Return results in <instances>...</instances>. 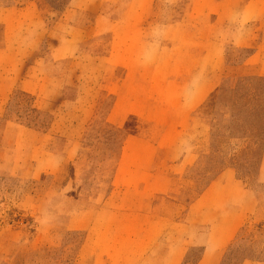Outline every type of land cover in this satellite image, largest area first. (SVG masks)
<instances>
[{
	"label": "rangeland",
	"instance_id": "374dc122",
	"mask_svg": "<svg viewBox=\"0 0 264 264\" xmlns=\"http://www.w3.org/2000/svg\"><path fill=\"white\" fill-rule=\"evenodd\" d=\"M25 2L0 0V264H264V0ZM224 163L200 234L228 223L236 164L257 214L180 243Z\"/></svg>",
	"mask_w": 264,
	"mask_h": 264
},
{
	"label": "crops",
	"instance_id": "0c3cea01",
	"mask_svg": "<svg viewBox=\"0 0 264 264\" xmlns=\"http://www.w3.org/2000/svg\"><path fill=\"white\" fill-rule=\"evenodd\" d=\"M26 1L27 2H25V3L31 4L30 5L31 7H34V6L37 7L38 6L37 0H33V1L26 0ZM261 46H262L263 51H264V44H261ZM253 54H255V53H252L250 55V57H249L250 59L253 56ZM260 61L261 62L258 64V67H257V70H258L257 75L259 77L264 78V70H263L264 69V58L262 57V59ZM248 67L251 68L252 66L249 65ZM27 129L35 130V129H30V128H27ZM50 130H53V128ZM132 146H134V144ZM262 162H263V157H262V160L259 164L258 173L256 175V179L258 181L261 180L262 171H263V167H264V164ZM146 163H147L146 164L147 166H149V165L151 166L153 162L151 160H147ZM195 163H194V165H195ZM223 171L220 174H222ZM220 174H218L215 178L210 180L208 186L194 199L193 203L190 204V206L188 208V212L186 213L185 223H181V222L179 223L180 229L181 230L188 229L190 231V234L188 237H184V236L181 237V235L176 236L180 243L185 244L186 242H188V243H190L189 247H191V248L196 247L198 245H203L205 248H209V247L215 246V244L218 247H225L228 244H230V242H232V240H234V238L236 237V235L240 231L241 226L246 222V220L257 214V212L259 210V205L256 202V196L251 191H249L245 188H242V187L240 188L236 184L239 181L236 178V175L234 174L233 175V181L234 182L230 183L229 187H230V189L234 190L235 197L232 199V201L229 199V197H227V199H226L227 200L226 205L228 208L227 210H229V215H230V217L228 219V223L221 225L217 228L215 236H214V238L217 239L215 244L212 240V235H211L212 231H211V233L209 232L207 235H205V237L202 236L203 235L202 233H201L202 235L200 234L199 226L197 225V223L201 224L202 218H201V215L199 216L197 211L200 210V205L203 203V201L205 199H207L208 197H211L212 186L215 183L214 180L218 176H220ZM153 177H155V176H153ZM221 208H222L221 210H224V207H221ZM217 221H219L218 216L216 217V222ZM180 243L176 247L181 250L182 244H180ZM164 254H166V257H168L170 255L169 248H167L166 251H164ZM204 259H205V254H203L198 259L197 264L202 262ZM177 260L179 261V257H178V259L176 258L175 260H172V261L177 262Z\"/></svg>",
	"mask_w": 264,
	"mask_h": 264
},
{
	"label": "trees",
	"instance_id": "16d2710c",
	"mask_svg": "<svg viewBox=\"0 0 264 264\" xmlns=\"http://www.w3.org/2000/svg\"><path fill=\"white\" fill-rule=\"evenodd\" d=\"M54 1L59 3V4H68V2L70 0H54ZM258 80L264 81V78H258ZM23 96L32 100V98H30V96H28V95L23 94ZM25 110H28V112H30L29 113L30 115H31V113L35 114L36 116L42 115V112H39L37 109L26 108ZM13 112L14 111L12 110V108H10L8 110V112H7V117H12V114H14ZM15 116L17 118H19L20 120L23 119V118H20V116H18V115H15ZM49 119L50 120L48 121V125H47L46 129H44V130L52 129L50 127V126H52V117H49ZM23 123H25L28 127L34 128L35 130H40L41 127L44 126L43 121H41V123H40V122H31L29 120H25V121H23ZM249 131H250V137H251L249 139L252 140L253 146H255L256 148L258 147V148L263 149L264 148V129L263 130H249ZM254 152L255 151H251L250 150L251 154H250V158L249 159H252V160L254 159L253 161L257 162V158L254 157L255 156ZM260 162H261V160L259 159L257 164L259 165ZM217 165H216V167L213 170L214 173H213V177L212 178H215L218 174H220L224 170L225 166H227V164H225V163L224 164H217ZM235 166H233V168L235 170L236 175H238V171L236 170V168H238V164H236ZM210 180H212V179H210Z\"/></svg>",
	"mask_w": 264,
	"mask_h": 264
}]
</instances>
